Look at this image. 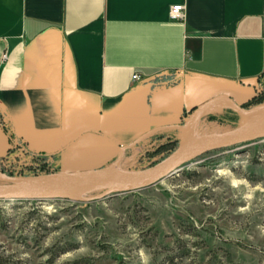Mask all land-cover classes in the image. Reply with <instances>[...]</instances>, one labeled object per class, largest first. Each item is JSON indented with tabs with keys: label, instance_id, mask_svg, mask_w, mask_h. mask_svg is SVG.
Here are the masks:
<instances>
[{
	"label": "crops",
	"instance_id": "0c3cea01",
	"mask_svg": "<svg viewBox=\"0 0 264 264\" xmlns=\"http://www.w3.org/2000/svg\"><path fill=\"white\" fill-rule=\"evenodd\" d=\"M174 5L182 20L169 19ZM3 52L13 142L0 124V158L21 145L57 172L116 169L149 131L176 130L218 96L244 105L258 93L264 0H0Z\"/></svg>",
	"mask_w": 264,
	"mask_h": 264
},
{
	"label": "rangeland",
	"instance_id": "374dc122",
	"mask_svg": "<svg viewBox=\"0 0 264 264\" xmlns=\"http://www.w3.org/2000/svg\"><path fill=\"white\" fill-rule=\"evenodd\" d=\"M231 113L210 110L190 128L196 139L235 129V112L220 120ZM166 134L172 153L180 131ZM159 142L145 138L116 169L155 165L165 158L151 154ZM34 164L14 149L0 172L32 177ZM104 191L77 202L0 201V264H264V139L209 152L144 190L83 200Z\"/></svg>",
	"mask_w": 264,
	"mask_h": 264
},
{
	"label": "water",
	"instance_id": "95a60500",
	"mask_svg": "<svg viewBox=\"0 0 264 264\" xmlns=\"http://www.w3.org/2000/svg\"><path fill=\"white\" fill-rule=\"evenodd\" d=\"M221 102L226 103L225 108L240 116L239 126L220 134L199 138L184 145L182 143L184 132L197 121L199 115L203 114L201 109ZM263 112L264 102L245 108L243 105L235 104L227 96H218L194 110L182 124L168 127L180 131L181 143L176 150L149 168L140 171H121L114 168H105L76 173L52 172L27 178H14L0 172V178L6 182L0 184V201L77 202L81 199L75 196L76 193L84 194L91 189H105L100 195L83 199L86 202H93L104 200L112 195L144 190L173 175L186 163L209 152L263 140L264 119L259 122H252L254 115ZM155 131L151 130L144 134L131 146L136 145Z\"/></svg>",
	"mask_w": 264,
	"mask_h": 264
},
{
	"label": "trees",
	"instance_id": "16d2710c",
	"mask_svg": "<svg viewBox=\"0 0 264 264\" xmlns=\"http://www.w3.org/2000/svg\"><path fill=\"white\" fill-rule=\"evenodd\" d=\"M264 102V80L261 81V85H260V89L258 90V93L246 104L243 105V107L245 108H249L251 106H254L256 104L262 103ZM233 115L224 117H221V121H227L228 120H236V114L231 111ZM209 119H214V116H210ZM0 124L2 125V127L5 129V131L7 132L9 139L11 142H13V134L12 132L9 130L6 121L4 120V118L1 116L0 114ZM163 132H155L152 135H150V138H156V139H161L162 142H159L158 144H156L154 146V148L152 149V153L151 154H159L162 156V158L166 157L168 154L171 153V150L173 149L172 146H174V141H171L170 138H168L169 134H162ZM164 137H166L164 139ZM164 139V140H163ZM20 149H22L23 152H25L26 154L30 155L33 159V161L35 162L34 166L31 167L33 171L32 175H42V174H48V173H52V172H57V169H55L53 167V158L51 156H47L45 154H41V153H30L27 151L26 148H23L21 145L18 146ZM13 149H9L8 153L11 152ZM5 159V158H0V160Z\"/></svg>",
	"mask_w": 264,
	"mask_h": 264
},
{
	"label": "bare ground",
	"instance_id": "6f19581e",
	"mask_svg": "<svg viewBox=\"0 0 264 264\" xmlns=\"http://www.w3.org/2000/svg\"><path fill=\"white\" fill-rule=\"evenodd\" d=\"M226 106V103H217L216 105H213L211 107H204L201 109V112L204 113V112H208L210 110H215V109H218V108H222V107H225ZM264 119V112L263 113H258L256 115H254L252 117V122H259L260 120H263ZM197 140L196 137H195V134H194V130L193 128H189L187 129L185 132H184V135H183V139H182V143L184 145L186 144H189L193 141ZM82 195V193H76L75 196L76 197H80Z\"/></svg>",
	"mask_w": 264,
	"mask_h": 264
},
{
	"label": "built area",
	"instance_id": "2783aa9c",
	"mask_svg": "<svg viewBox=\"0 0 264 264\" xmlns=\"http://www.w3.org/2000/svg\"><path fill=\"white\" fill-rule=\"evenodd\" d=\"M169 19L171 21H178L183 19V6L181 5H174L171 6L169 9L168 13ZM8 59V54L6 52H3L2 55L0 56V67L3 66ZM140 79L139 74H133L132 75V80L133 81H138Z\"/></svg>",
	"mask_w": 264,
	"mask_h": 264
}]
</instances>
